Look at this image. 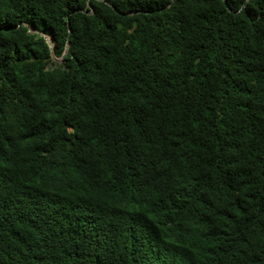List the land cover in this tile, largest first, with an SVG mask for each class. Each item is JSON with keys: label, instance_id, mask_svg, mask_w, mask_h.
Returning a JSON list of instances; mask_svg holds the SVG:
<instances>
[{"label": "trees", "instance_id": "obj_1", "mask_svg": "<svg viewBox=\"0 0 264 264\" xmlns=\"http://www.w3.org/2000/svg\"><path fill=\"white\" fill-rule=\"evenodd\" d=\"M0 264H264V0H0Z\"/></svg>", "mask_w": 264, "mask_h": 264}, {"label": "rangeland", "instance_id": "obj_2", "mask_svg": "<svg viewBox=\"0 0 264 264\" xmlns=\"http://www.w3.org/2000/svg\"><path fill=\"white\" fill-rule=\"evenodd\" d=\"M54 63H58V60H56L55 58L53 59Z\"/></svg>", "mask_w": 264, "mask_h": 264}]
</instances>
